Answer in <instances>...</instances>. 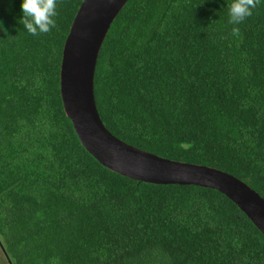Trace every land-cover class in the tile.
Returning a JSON list of instances; mask_svg holds the SVG:
<instances>
[{"label":"trees","instance_id":"1","mask_svg":"<svg viewBox=\"0 0 264 264\" xmlns=\"http://www.w3.org/2000/svg\"><path fill=\"white\" fill-rule=\"evenodd\" d=\"M83 0L33 36L0 0V249L8 264H264V235L221 192L101 165L60 94ZM231 0H128L99 51L100 118L124 142L211 166L264 198V0L232 35Z\"/></svg>","mask_w":264,"mask_h":264},{"label":"water","instance_id":"2","mask_svg":"<svg viewBox=\"0 0 264 264\" xmlns=\"http://www.w3.org/2000/svg\"><path fill=\"white\" fill-rule=\"evenodd\" d=\"M127 1L83 0L64 43L60 94L81 144L101 165L124 177L215 189L231 199L264 235V198L243 180L211 166L172 160L130 145L102 122L94 95L95 67L110 25Z\"/></svg>","mask_w":264,"mask_h":264},{"label":"clouds","instance_id":"3","mask_svg":"<svg viewBox=\"0 0 264 264\" xmlns=\"http://www.w3.org/2000/svg\"><path fill=\"white\" fill-rule=\"evenodd\" d=\"M260 2L261 0H231L228 4V22L233 25V36H241L238 26L253 15V10ZM57 5L58 0H22L23 15L19 23L33 36L47 34L57 26L55 19L58 16ZM52 264H59L58 258L53 259Z\"/></svg>","mask_w":264,"mask_h":264},{"label":"rangeland","instance_id":"4","mask_svg":"<svg viewBox=\"0 0 264 264\" xmlns=\"http://www.w3.org/2000/svg\"><path fill=\"white\" fill-rule=\"evenodd\" d=\"M0 264H8V259L4 258L0 249Z\"/></svg>","mask_w":264,"mask_h":264}]
</instances>
